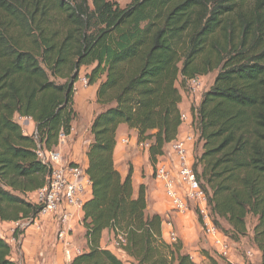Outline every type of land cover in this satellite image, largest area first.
I'll list each match as a JSON object with an SVG mask.
<instances>
[{
    "label": "trees",
    "instance_id": "trees-1",
    "mask_svg": "<svg viewBox=\"0 0 264 264\" xmlns=\"http://www.w3.org/2000/svg\"><path fill=\"white\" fill-rule=\"evenodd\" d=\"M83 67L103 110L86 152V250L70 264H125L100 246L104 231L125 234L131 264H195L180 243L164 242L144 188L133 196L132 168L124 178L115 168V136L119 125L134 130L154 166L181 126L178 80L182 88L213 71L193 115L201 143L194 168L226 237L238 242L247 217L256 218L252 241L264 264V0H130L124 8L116 0H0V222L32 224L40 208L28 196L49 174L16 117L30 118L40 145L56 149L77 117ZM22 233L13 231L15 242ZM0 264H23L2 238Z\"/></svg>",
    "mask_w": 264,
    "mask_h": 264
},
{
    "label": "built area",
    "instance_id": "built-area-1",
    "mask_svg": "<svg viewBox=\"0 0 264 264\" xmlns=\"http://www.w3.org/2000/svg\"><path fill=\"white\" fill-rule=\"evenodd\" d=\"M185 84L196 97L194 104H199L201 98L199 95L201 85L199 78L187 80ZM197 106L191 107L188 113L180 114L181 125L187 124L191 127V131L180 136L177 135L173 141L166 145L164 153L156 160L152 176L171 209L179 215L195 213L200 218L207 240L214 251L220 257L229 260L232 253L229 239L212 221L207 195L201 187L194 168L193 153L196 146L195 135L197 138V134L195 129L192 130V126H194L193 115H196ZM22 118L19 117V119ZM33 135L36 159L49 169V174L46 176L43 187L30 194V200L40 208V212L32 224H27L34 225L44 217H57L55 240L65 264H70L82 251L71 240L73 227L70 223L72 217L68 209L72 208L79 211L90 186V181L79 165L65 163L59 151L55 149L45 150L36 140L35 133ZM65 138V136L60 135L58 146ZM128 142L129 140L126 139L125 143ZM137 146L147 150L149 143H137ZM164 225L167 229L168 241L175 243L177 236L171 221L165 220ZM113 236V249L125 256L122 250L126 244L125 234L118 232ZM256 253L258 254L257 250L253 253L248 252L247 256L251 259Z\"/></svg>",
    "mask_w": 264,
    "mask_h": 264
},
{
    "label": "crops",
    "instance_id": "crops-1",
    "mask_svg": "<svg viewBox=\"0 0 264 264\" xmlns=\"http://www.w3.org/2000/svg\"><path fill=\"white\" fill-rule=\"evenodd\" d=\"M83 85H80V83L75 84V89L79 91H76L77 93L75 92L76 96L74 106L77 107L78 111L81 112L82 115L86 118L88 112H93V110L97 108V85L89 86L87 85V83H84ZM179 110L180 113H188L190 109L185 107L182 110L181 108H179ZM91 121L92 119L90 120V123ZM16 122L21 127L23 135L32 136L35 133V124L31 119H19V117H16ZM183 128L184 131L180 133V130H183ZM190 128L191 127H189L187 124L181 125L178 135L180 136L190 132ZM115 139V168L123 178L127 175L129 167L132 168L131 178L133 196H137L139 187L142 186L144 188L145 199L147 203V213L157 214L164 220V215L166 214L169 207L166 203L165 197L161 192H158V190H156V187L154 186L155 184L152 177L151 167L150 164H148L149 160L147 150L141 149L137 146L136 132L134 130L128 129L125 125L118 126ZM126 139L129 140L128 143H125ZM91 141L92 137L88 139L87 144L84 147H80V140L78 138H75L72 130L70 136L66 137L64 141L56 148V150L59 151L65 163L77 164L85 171L87 168L86 152ZM90 196L91 190L89 186L79 211L72 208L68 209V211L71 213L72 218L70 223L73 227L71 240L75 246L83 245L86 247V243L83 237L84 229L82 227V205L90 198ZM30 198L31 197L29 195L28 199ZM56 218L57 217L55 216L44 217L38 220L36 224L27 226V228L25 227L22 235L18 237L17 242H15L14 239H8L7 242L13 249V259H19L23 264H60L59 256H61L62 262H64L60 250L56 255L48 249L56 241ZM20 224L21 222H0L2 229L5 230V236H12L13 231L17 227H19ZM162 235L163 239L168 241L166 232L164 230L162 231ZM113 237L114 236L112 232L104 231L100 241V246L104 249L109 250L111 253L117 256L116 251L112 246ZM0 238H4V236L1 235ZM11 241L13 242L12 245ZM258 256L260 258L259 252Z\"/></svg>",
    "mask_w": 264,
    "mask_h": 264
},
{
    "label": "rangeland",
    "instance_id": "rangeland-1",
    "mask_svg": "<svg viewBox=\"0 0 264 264\" xmlns=\"http://www.w3.org/2000/svg\"><path fill=\"white\" fill-rule=\"evenodd\" d=\"M109 1V0H108ZM118 3V6L121 8H124L130 3V0H116ZM91 67H83L80 70L79 73V79L77 83H80V85H83L84 83H87L85 76L90 72ZM217 74V71H213L205 76H202L199 78V81L201 83L200 89H199V95L201 96L205 91H207L210 86L212 85L214 78ZM83 83V84H82ZM178 80L176 86L179 88L180 94H181V103L179 104V108L184 109L187 107L190 109L191 107L198 105L194 104L196 103V97L191 93L190 89H188V86L184 83V86L181 88V84ZM84 86V85H83ZM78 87V85H77ZM75 92L77 91L75 89ZM79 91V90H78ZM77 91V92H78ZM76 92V93H77ZM75 93V94H76ZM74 94V105H75V95ZM75 111L77 113V117L72 123V130L75 135V138H78L80 140V147H84L87 144L88 139L91 138L90 134V120L94 118L95 115H97L101 110H103L102 106L97 105V108L93 110V112H88L86 115V118L82 115L81 112L78 111V108L75 107ZM92 122V121H91ZM194 129V126H192V130ZM184 131L181 129L180 133ZM196 146L194 147V153L193 156L195 158V155L199 154L201 152V143L198 142L196 135ZM149 143V142H147ZM56 150V149H55ZM83 150V149H81ZM150 164V162L148 163ZM151 171L153 172L154 166L150 164ZM153 177V176H152ZM154 180V179H153ZM154 186L156 187V190L158 192H161L158 185L154 181ZM162 193V192H161ZM163 195V194H162ZM164 196V195H163ZM166 200V199H165ZM167 205L168 202L166 201ZM169 209L167 210L166 214L164 215V220L169 219L171 220V223L173 225L174 231L177 234V241L175 243H170L167 240H164L165 243L169 245H175L177 243H180L182 247V253L187 254L190 257L191 262L195 264H259L260 258L258 254H254V256L249 259L247 256L248 252H255L256 247L252 241V229L256 223V218L252 216L247 217V234L245 237L240 238L238 242H234L233 240L229 239L230 246L232 249L231 256L229 260L224 259L220 257L212 248L210 243L207 240V236L204 232V229L202 227V224H199L197 221V216L194 214H188L180 216L177 214L174 210L171 209V207L168 205ZM221 225L222 229L228 230L229 226L222 220L218 221ZM27 221H22L19 225V229L23 232L24 228L27 226H30L27 224ZM219 229V228H218ZM167 232L166 226L164 223H162V231ZM220 230V229H219ZM221 231V230H220ZM222 232V231H221ZM223 233V232H222ZM224 234V233H223ZM4 236L6 241L8 239H13L12 236H5V230L2 229V226L0 225V236ZM9 244V243H8ZM13 242L11 241V245ZM81 251H85L86 247L81 245L77 246ZM53 252V254L58 253L59 246L58 243L55 241L52 246L48 248ZM60 255V254H59ZM62 255V254H61ZM116 256L119 260H121L125 264H131V260L129 258L122 256L121 254L116 252ZM207 255V256H206ZM60 257V264H65V262H62L61 256ZM62 262V263H61Z\"/></svg>",
    "mask_w": 264,
    "mask_h": 264
}]
</instances>
